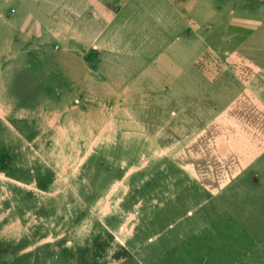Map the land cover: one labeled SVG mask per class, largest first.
I'll list each match as a JSON object with an SVG mask.
<instances>
[{
    "label": "crops",
    "instance_id": "1",
    "mask_svg": "<svg viewBox=\"0 0 264 264\" xmlns=\"http://www.w3.org/2000/svg\"><path fill=\"white\" fill-rule=\"evenodd\" d=\"M30 4L49 5V20L11 16ZM253 6L264 0H0V70H37L47 39L61 44L65 65L53 51L51 69L67 71V100L82 70V101L104 102L89 116L116 149L134 138L125 148L183 196L249 197L264 213V63L236 44L251 38Z\"/></svg>",
    "mask_w": 264,
    "mask_h": 264
},
{
    "label": "rangeland",
    "instance_id": "2",
    "mask_svg": "<svg viewBox=\"0 0 264 264\" xmlns=\"http://www.w3.org/2000/svg\"><path fill=\"white\" fill-rule=\"evenodd\" d=\"M41 9L49 20V5L10 14L34 20ZM251 19V38L236 44L264 63V6H253ZM50 40L41 68L0 70V264H264L257 201L185 197L162 166L125 148L134 138L119 137L116 149L99 112L89 116L104 102L82 101V70L81 102L67 100V71L51 69L61 44ZM56 55L64 67L65 50Z\"/></svg>",
    "mask_w": 264,
    "mask_h": 264
}]
</instances>
